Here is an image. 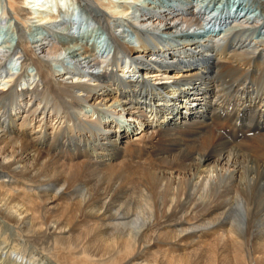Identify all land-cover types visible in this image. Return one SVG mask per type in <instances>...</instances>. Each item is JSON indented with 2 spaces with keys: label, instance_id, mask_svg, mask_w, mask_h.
<instances>
[{
  "label": "bare ground",
  "instance_id": "obj_1",
  "mask_svg": "<svg viewBox=\"0 0 264 264\" xmlns=\"http://www.w3.org/2000/svg\"><path fill=\"white\" fill-rule=\"evenodd\" d=\"M65 1L0 0V228L100 264H264V0Z\"/></svg>",
  "mask_w": 264,
  "mask_h": 264
},
{
  "label": "rangeland",
  "instance_id": "obj_2",
  "mask_svg": "<svg viewBox=\"0 0 264 264\" xmlns=\"http://www.w3.org/2000/svg\"><path fill=\"white\" fill-rule=\"evenodd\" d=\"M45 1H46V4H49V5H53L55 3V0H45ZM133 1H137V4H139V5H146V4L155 5V4H157V2L154 1V0H133ZM195 1H199V0H193V2H195ZM244 1H246V2L248 1L249 2L250 0H244ZM69 2H70L69 0L65 1L66 8L68 9V11H71L73 13V12H75L74 11V7H73V5H71V7H72V9H71V7H70L71 2L70 3ZM69 7H70V9H69ZM71 20H73V22L75 24L79 23L78 19L76 17H74V16L71 17ZM1 25L2 24H0V42H4L6 40L10 41L12 39V37L14 36L13 35L14 32H13L12 26L7 27L8 28L7 29V28H4V27L2 28L3 25L2 26ZM43 26H45V25H43ZM39 27L40 26L32 27L33 33L42 32V30ZM83 29H85L83 26L82 27L80 26V28L78 26L77 29L74 32L77 34L78 31H82ZM89 29L91 31H93L92 32L93 34H95V37H96L95 39L98 38V40H100V39L101 40H105V38L107 37L98 28V25H95V24L92 25L91 24V27H88L87 30H89ZM204 29L206 30L205 27H204ZM8 30H10V31H8ZM76 34L73 36L74 39L72 38L71 41H77V40L79 41L80 40L78 35H76ZM128 34L130 36L128 38L125 37L124 40L125 41L129 40L130 42H132V40L130 39L132 34L131 33H128ZM163 36H165V35H163ZM117 37L122 39L121 38V34H119V33H117ZM69 39H67V40H69ZM11 59L12 58H7L6 60L9 61ZM17 68H19V66H17ZM247 86H249V85H247ZM241 122L242 121H240V120L236 121V124H237L236 126H235V123L233 122V125H234L233 127L234 128L237 127V126L238 127L236 128L237 130L234 129V128H233V130L231 129L232 132H234V130L236 131L235 134L233 133L234 136H235V137L233 136L234 137V141H236V142L239 140L240 136H242L244 133H247V132H243L244 130L242 131V129L238 130V129H240V125L241 124H239V123H241ZM253 127H255L254 124H253ZM229 130H230V128H229ZM218 133L220 134L221 137H225L226 136L221 131L220 132L218 131ZM248 133H250V132H248ZM235 139H237V140H235ZM257 153H258V155H260L259 152H257ZM254 157L255 158L257 157L259 161L260 160L264 161V157H263V159H261L262 155L261 156H257V154H256ZM1 235L3 236V238H2ZM6 236H7V238H5ZM8 239H9V241H8ZM5 240H6V242L8 241V243H6ZM14 240H16V241H14ZM20 242L21 241H19L18 237L13 238V236H10V233L4 232L3 228H0V253H2L4 251H7V252H9L11 254L12 251H13L14 253H17V254L23 256L24 260L26 259L25 261L28 262L27 264H100V263H98L99 261H103L105 259L107 260V258L105 256H102V254L99 253V252H95L94 254H84V253H81L80 251H78V249H73V251H71L72 249H65V248H61V247L46 246V245H43L41 243L34 244V245L31 244V243L30 244L28 243V244H25V245H21ZM68 253L69 254L71 253V255H69ZM3 264H13V263L10 261V259H7V260L3 261Z\"/></svg>",
  "mask_w": 264,
  "mask_h": 264
}]
</instances>
